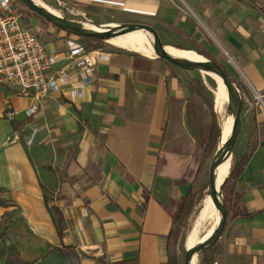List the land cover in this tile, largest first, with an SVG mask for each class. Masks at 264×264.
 Wrapping results in <instances>:
<instances>
[{
	"label": "crops",
	"instance_id": "0c3cea01",
	"mask_svg": "<svg viewBox=\"0 0 264 264\" xmlns=\"http://www.w3.org/2000/svg\"><path fill=\"white\" fill-rule=\"evenodd\" d=\"M68 1L149 22L171 46L166 47L192 50L195 42L215 59H233L242 75L241 91L245 87L250 97L264 92V0ZM35 23L27 26L38 32L48 53L74 46L69 45L73 35L41 31ZM105 53L109 62L96 63L94 80L80 99L57 93L42 101L34 118L25 117L27 99L0 87V200L8 202L0 216L16 211L5 234L16 260L167 264L172 216L191 184L186 176L197 141L194 96L185 86L189 80L158 59ZM249 104L243 154L253 132L257 146L234 183L245 216H228L206 254L213 264H264V111ZM27 119L22 133H14L10 120ZM45 127L70 139L64 140L62 156L42 162L37 151ZM62 171L72 190L69 205L56 198ZM44 190L62 213L61 238L44 205ZM14 225L19 232H12Z\"/></svg>",
	"mask_w": 264,
	"mask_h": 264
},
{
	"label": "rangeland",
	"instance_id": "374dc122",
	"mask_svg": "<svg viewBox=\"0 0 264 264\" xmlns=\"http://www.w3.org/2000/svg\"><path fill=\"white\" fill-rule=\"evenodd\" d=\"M34 1L42 6H45L47 9H49L50 11H52L53 13H55L56 15L60 17H63V18H66V19H69V20H72L78 23H82L85 28L87 26L86 29H91L93 27H99V28H105L107 30H110L112 28L121 27L123 25L131 24V23H139L132 17L125 15L123 13H120V12H116V11H106V10L89 11L90 9H79L78 10L72 5L65 3L61 0H34ZM14 7L21 14L22 19H23L21 23L23 25L24 24L27 25L28 23V26H30L32 24V20L33 21L35 20L38 22L35 24L39 27L41 31L43 29L46 31V28L56 29L54 26L50 25L49 23L43 20H39L32 11L28 10L24 5H22L17 0H14ZM142 24H147V25L152 26V24L149 22L142 23ZM32 28H35V27L33 26ZM43 33L40 35L41 38L45 36ZM64 35L68 38L72 34L68 35L64 33ZM125 37L130 38V36L125 34L123 36L116 37L118 40L116 38H110V39L114 41H119L121 39H126ZM135 41H137L138 43H142L137 39H135ZM161 42L163 46L165 47V51L167 53H175V52L180 51L179 49L177 50L172 49L174 47L169 48L171 46L166 45V43L162 40ZM152 43H153V38H152ZM76 44H83L85 46L91 45L88 42L80 40L78 36L73 35V39L72 41H69V45H76ZM108 44H110V42H108ZM110 45H112L113 47L121 51L129 52V53H136L142 57L157 59L154 49H153V52L151 51L143 52L142 50H140L139 52H136V51H129V50H126L120 47H116L113 44H110ZM166 46H169V47H166ZM188 51H193V50H188ZM217 61L221 63V65L226 66L227 69L231 70V73L234 76L233 78L236 84L235 86L238 89V93L241 95V98L243 100L241 118H242V123L244 127L241 129V132L238 136V139L232 151V155H231L232 156L231 165H232L237 161L238 158H240V156L244 152L245 144H246L245 138H247L246 130H248L246 121L249 119V115H250L249 111L251 108V105L249 103H251V101L253 103L254 102L256 103V101H255V96L251 95L252 97H250V94H248V90H246L245 87L242 89L244 92L242 91H240L241 93L239 92V90H241V85H240L241 82H239L237 78L238 77L242 78V75L240 71L237 69L238 67L235 61L233 59H217ZM173 69H176L180 73L184 81L185 80L187 81L190 79H197L203 84V86L206 88V91L210 97L209 99L213 101V105H214L213 111L215 113V119H216L217 125L219 126V134H218V140L216 143V147L213 153L210 156H207L206 154L203 153V147L207 140L209 124L211 122L210 108L206 102H203L193 97V101H192L193 115L195 116V123H198L195 130L194 129L193 130L196 134L197 141H196L195 150H194L195 156L193 160V166L189 170L188 179L192 182L193 189L197 192L198 203L195 206L192 213L186 219L185 225L182 228V233H181V236L178 242L177 261H178V264H182L185 259V253H186L187 248L192 247L195 243L199 241V240H196L195 242L191 243L189 246H187V243H186L188 233H190L192 229L194 228V225L197 224V219L201 212L202 202L205 197V192L208 186V174H209L210 163L216 151L218 150L219 136L221 135L220 134L221 119H222V116L225 117L226 115L228 101H227V96H226V90L224 89L223 84L219 79L216 80L217 84H215L213 80L203 77V75L197 70L186 71V70H182L176 67ZM201 72L212 77L211 73L208 71H201ZM0 87L5 88L7 90L9 88L8 86H5V85H0ZM218 95L220 96L222 101L225 102L224 103L225 112L223 113H220V111H218V109L215 106V96L218 97ZM42 129L44 133H43V136H40V139H39L41 141L39 142L40 144L38 146L39 149L37 151V157H39V160L40 159L43 160L42 162L53 161L56 158L58 159L60 156H62L63 152L66 151L67 144H63V143H64V140L68 139L69 137H65L64 135L61 137L60 136L57 137L56 131L54 130V128H51V127L49 128L45 127ZM221 132H223L222 128H221ZM198 169H199V172H198ZM215 170H216V167H215ZM177 206L178 204L176 205L173 215L175 214L177 210ZM15 213L16 211L14 209H11L7 217L4 218L0 216V222L2 223V225L6 223L7 226L9 227L10 221L14 217ZM211 217L212 216H210V218L208 217L206 219L207 222L203 221L201 226L198 227L197 238H200V240L205 237V233L209 229H211L212 226H214L215 224L211 221ZM17 227L18 226H15V225L13 226L12 228L13 233L19 232L20 229ZM209 250L210 249L199 252L197 254L195 264H203V258L204 256H206V254L208 253L207 251ZM16 259H17V256L15 253V250L10 244L8 237L5 236L2 239H0V264H18Z\"/></svg>",
	"mask_w": 264,
	"mask_h": 264
},
{
	"label": "built area",
	"instance_id": "2783aa9c",
	"mask_svg": "<svg viewBox=\"0 0 264 264\" xmlns=\"http://www.w3.org/2000/svg\"><path fill=\"white\" fill-rule=\"evenodd\" d=\"M250 1V0H236ZM14 0H0V85L15 89L29 101L25 117H37L43 100L67 92L80 99L93 82L96 63H108L102 50L76 44L66 51L48 53L38 32L21 23ZM84 75H87L85 77ZM256 105L264 111V92L255 94ZM13 118L14 113L8 115Z\"/></svg>",
	"mask_w": 264,
	"mask_h": 264
},
{
	"label": "trees",
	"instance_id": "16d2710c",
	"mask_svg": "<svg viewBox=\"0 0 264 264\" xmlns=\"http://www.w3.org/2000/svg\"><path fill=\"white\" fill-rule=\"evenodd\" d=\"M61 1L72 5L73 7H75L78 10L79 9H89V8L81 6L79 4L72 3L68 0H61ZM36 17L39 20H43V21L47 22L45 19H43L42 17H40L38 15H36ZM47 23H49V22H47ZM50 25H52V24H50ZM52 26H54V25H52ZM54 27L58 30H61L56 26H54ZM79 39L91 44L90 46H86L89 50H93V51L102 50V51L110 52V53H119L120 52L119 49L113 47L112 45L108 44L107 42H105L103 40H99V39H95V38H88V37H79ZM192 47L194 48L192 50L194 52H196L198 55H200L203 58H205L209 61H212L216 65H218L230 77L231 82L234 83V85H236L234 78H233L234 76L232 75L231 70L227 69L226 66L221 65V63H219L217 61V59H215L211 54H209L207 51H205L199 44L193 42ZM176 49L184 50L182 48H176ZM129 54L134 55L135 57L138 56V54H136V53H129ZM157 59L161 62H164L169 67L175 68L173 65L164 61L163 59H159V58H157ZM134 63H135V61H134ZM185 86H186V89L188 90V92L192 96H194L198 100L206 102L210 108L211 122L209 124L207 140H206V143L203 147V153L206 154L207 156H210L216 147V143L218 140V134H219V126L217 125V122L215 119V113L213 111V109H214L213 101L209 99L210 97L206 91V88L203 86V84L199 80L191 79V80L186 82ZM240 91L241 90H239V92ZM242 104H243V102H242ZM4 118H6V115H4ZM29 122H30V119H27V120L22 121V122L10 120V126H11L12 130L14 131V133L19 135L22 133L23 127L26 124H28ZM256 146H257L256 136H255V132H253L248 137L247 148H246L245 153L236 163L231 165L230 171H229L227 177L225 178V181L223 183L222 190H221V195H222V199H223L224 209L227 213V218H228V216H230L232 218L239 217V216H245V214H243L244 211L242 210V207H241V198L234 191V183H235L236 179L238 178V176L240 175V173L242 172V170L244 169V167L246 166V164H247L251 154L254 152ZM198 172H199V169H198ZM186 178H189V172L187 173ZM59 181H60V188H59V191L57 192L56 198H62L64 201V204L66 203L69 205L70 201H71V197H72V190L70 187V183L67 180V174L65 172L62 171L59 174ZM43 197H44L43 198L44 199V205H45L47 211L49 212V214L51 215L52 220L54 222V225L57 229L58 235L61 238L62 234H63L62 213L58 207L51 206L49 204V199L46 196L45 190H44V196ZM197 203H198V195H197V192L193 189V185L191 182L189 189L187 190L186 194L181 198L180 202L178 203L177 210H176L175 214L172 216V225H171V229L167 235V241H166L167 258H168L167 264H178L177 246H178V242H179V239H180V236L182 233V228L185 225L186 219L192 213V211L194 210ZM7 206H8L7 201L0 200V207H7ZM7 215L8 214L5 213L4 218L7 217ZM7 230H8L7 224L5 223L4 225H2V223L0 222V239L5 236ZM63 248L72 250L71 247H63ZM17 263L18 264H27L26 262L21 261V260H17ZM203 264H213V262L209 258L204 256Z\"/></svg>",
	"mask_w": 264,
	"mask_h": 264
},
{
	"label": "water",
	"instance_id": "95a60500",
	"mask_svg": "<svg viewBox=\"0 0 264 264\" xmlns=\"http://www.w3.org/2000/svg\"><path fill=\"white\" fill-rule=\"evenodd\" d=\"M17 1L20 2L22 5H24L28 10L42 17L50 24L61 29V31L78 37L95 38L107 42L106 41L107 38H116L137 30L149 33L153 38V49L155 51L157 58L163 59L164 61L170 63L174 67L182 70L208 71L215 74L221 79L222 84L226 90L227 101H228L226 116L232 118V126H231V133L228 139L226 150L224 151L217 150L212 158L209 168L208 186H207L208 194L212 198L219 220L214 231L207 239H205V241L196 243L192 247L187 248L185 253V259L182 264H190L192 256L194 254L197 255L199 252L208 250L216 243V241L219 239L225 227L227 213L224 209L223 199L221 195V190L225 178L220 186L221 204L219 205L217 201L214 172H215V166L218 163H220V161L224 156L230 157L232 155V151L234 149L238 136L241 132L242 98L241 95L238 93V89L236 88L234 83L231 82L230 77L218 65H216L212 61H209L204 58L205 62L190 63L186 61H181L167 54L157 31L150 25L142 24V23H131V24L123 25L121 27L112 28L110 30L104 29L106 30V32L89 31L84 27L82 23H78L60 17L50 12L42 5L36 3L34 0H17Z\"/></svg>",
	"mask_w": 264,
	"mask_h": 264
},
{
	"label": "bare ground",
	"instance_id": "6f19581e",
	"mask_svg": "<svg viewBox=\"0 0 264 264\" xmlns=\"http://www.w3.org/2000/svg\"><path fill=\"white\" fill-rule=\"evenodd\" d=\"M43 7L46 8L45 6H43ZM47 10H49V9H47ZM50 12H52V11H50ZM86 28H87V26H86ZM104 29L105 28L93 27V28L87 29V30L95 31V32H106V30H104ZM126 35L130 36V38L125 37L126 39H121L119 41H114V40H111L110 38H107L106 40L108 42H110V44H113L116 47H120V48L129 50V51L139 52L140 50H142L143 52H146V51L153 52L152 37L149 35V33L137 30V31L127 33ZM135 39L139 40L142 43H138L137 41H135ZM167 54H169L170 56L175 57L181 61H186V62H190V63L205 62V59L202 56L198 55L197 53H195L193 51L180 50V51L175 52V53H167ZM211 75L214 76L216 78V80L219 79L221 81V79L218 76H216L215 74L211 73ZM224 103L225 102L222 101V99L220 98L219 95H218V97L215 96V106L218 109V111H220V113L225 112L224 111L225 110ZM231 126H232V118L227 117L226 115H225V117L222 116L221 125H220V134L221 135L219 136V142H218V150L219 151H224L227 148L228 139H229V136L231 133ZM221 128H222L223 132H221ZM231 159H232V156H230V157L224 156L222 158V160L220 161V163H218L215 166L216 167V170L214 172L215 187H216L217 201H218L219 205L221 204L220 186H221L222 181L224 180V178L227 177V175L230 171ZM210 216H212L211 221L215 224H214V226H212L211 229H209L205 233V237L200 240V238H197L198 227L201 226L203 221H206V219L208 217L210 218ZM218 220H219V217H218L216 208L214 206V203L212 201L211 196L208 194V190L206 189L205 197H204L203 202H202L201 212H200L198 219H197V224H195L196 226L194 225V228L192 229V231L190 233H188V236L186 239L187 246H189L191 243L195 242L196 240H199L197 243L205 241V239H207L211 235V233L214 231V229L218 223ZM196 257H197V255H195V254L192 256L190 264H195Z\"/></svg>",
	"mask_w": 264,
	"mask_h": 264
}]
</instances>
